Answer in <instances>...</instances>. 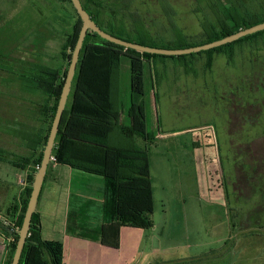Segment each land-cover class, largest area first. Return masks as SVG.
I'll return each mask as SVG.
<instances>
[{
    "label": "rangeland",
    "instance_id": "obj_1",
    "mask_svg": "<svg viewBox=\"0 0 264 264\" xmlns=\"http://www.w3.org/2000/svg\"><path fill=\"white\" fill-rule=\"evenodd\" d=\"M231 1L236 11L242 3L254 14L264 12V0ZM215 2L131 0L129 5L160 35L171 38L160 28L175 24L190 42H201L202 21L216 22ZM76 19L71 5L58 0H0V148L7 153L29 154L11 129L25 133L42 124L36 112L42 95L26 92L20 78L29 77L35 65L66 66L61 50ZM233 52L232 59L213 53L209 68L204 51L155 60L153 73L146 63L143 102L146 127L156 136L148 144L156 210L139 249L114 245L121 264H264V33L236 44ZM119 75L125 109L126 58ZM15 170L0 161V207L2 184L15 181ZM80 174L84 179L71 185L72 204L76 190L90 192L82 183L99 185L89 180L99 177ZM236 180L240 197L233 195ZM5 200L12 202V194ZM89 251L84 246L76 261L94 263L86 261Z\"/></svg>",
    "mask_w": 264,
    "mask_h": 264
},
{
    "label": "trees",
    "instance_id": "obj_2",
    "mask_svg": "<svg viewBox=\"0 0 264 264\" xmlns=\"http://www.w3.org/2000/svg\"><path fill=\"white\" fill-rule=\"evenodd\" d=\"M58 1L71 5L77 18L61 50V57L66 66L59 69L35 65V71L29 77L20 78L25 82L23 88L26 92L42 95L41 102L36 104V112L41 117L42 127L25 133H18L12 129L9 131L13 135H19L31 152L27 156L11 155L15 158L12 161L14 166L20 170L29 167L30 171L26 175L27 186L21 193L19 208H16L15 203L8 206L4 217L7 223L3 218L0 220V230L10 231V240L6 244L5 264L11 263L18 237L17 231L23 220L34 174L40 165L42 151L81 27V18L71 1ZM80 1L90 18L103 31L126 41L164 49H182L201 45L264 21V12L254 14L242 3L238 4L242 9L236 11V6L233 5L235 1L216 0L213 3L216 22L203 20L202 36L205 39L201 42H190L175 24L162 25L160 28L165 32H171V38L160 35L158 28L153 29L142 21L143 17L140 14L130 11L131 0ZM228 5L234 8L231 10ZM164 16L171 18L166 8ZM262 33L264 30L205 50L206 67L211 66L210 55L213 53L224 54L228 59H232L236 44ZM186 55L167 56L139 52L108 42L91 30L87 31L51 156L54 157L55 164L68 165L79 173L99 177L102 182V197L99 205L92 199H81L79 202L74 200V204L70 201L68 233L100 241L104 225L117 224L143 230L154 226L148 144H151L156 136L146 127L143 102L144 71L146 63L153 73L155 60L181 58ZM123 58H126L129 69V105L125 109L121 101L119 75ZM154 108L158 116L156 94ZM159 133H162L160 127ZM110 152L113 153L111 175L106 171L107 156ZM6 154L8 153L0 148V161L7 159ZM49 166L50 164L47 170ZM18 264H63L62 242L42 237L36 211L32 215Z\"/></svg>",
    "mask_w": 264,
    "mask_h": 264
},
{
    "label": "crops",
    "instance_id": "obj_3",
    "mask_svg": "<svg viewBox=\"0 0 264 264\" xmlns=\"http://www.w3.org/2000/svg\"><path fill=\"white\" fill-rule=\"evenodd\" d=\"M224 55V54H223ZM45 66V65H43ZM62 65L53 68L62 69ZM42 126L38 129H40ZM164 136V135H163ZM218 147V146H217ZM185 149V148H184ZM219 149V147H218ZM28 150V149H27ZM29 154H30V150ZM8 154L13 155V153L9 152ZM28 154V155H29ZM12 157V156H11ZM12 158L7 157L5 162L13 168H16L14 171L15 181H4L2 184L3 188V197L2 205L0 207V220L6 216V212L8 206L15 203L16 208H19L20 196L25 187L20 186V169L13 165ZM150 164V158H149ZM23 171L24 179L27 173L30 171V168L27 167ZM107 174L111 175L113 173V153L110 152L107 156V165H106ZM75 179H84V177L77 172L75 169H72L68 165L64 164H55L50 163V166L45 175L41 192L38 197L37 205L35 211L37 213V217L40 221L41 226V234L45 239H53L59 240L63 244V264H79L76 259L79 257V254L82 252V248L85 246L91 251L89 259L86 261L94 262L90 264H121V259L113 253V248H115L114 244L124 245L125 248L133 247V245L137 246V249L141 246L142 240V231L143 229L131 226H118L117 224L104 225L102 230V237L100 241L92 240L88 238L79 237L76 235H72L67 232V220H68V208L71 201L72 191L71 185L73 184ZM93 183H98V186H94L91 182L82 183L85 189H89L90 192L86 196L80 195L81 191L76 190L74 195V200L77 202L81 201V199L86 200H95L96 204L101 203V186L102 182L97 181V179H89ZM78 183L80 184L81 181ZM4 185V186H3ZM150 186L152 190L153 196V212L156 210L155 205V190L156 187L152 184V178L150 174ZM234 196L240 197L241 190L237 188V180L234 183ZM96 189V192L94 190ZM99 193L98 196H96ZM12 194V202L5 203V195ZM225 198L228 197L227 192H225ZM234 197V198H235ZM62 202L61 210H59V203ZM93 214V212H92ZM237 216V215H236ZM47 235V236H46ZM10 240V231L6 229V231L0 230V264H5L7 259V249L6 244ZM118 246V247H120ZM116 249V248H115ZM114 249V250H115ZM124 249V247H123ZM119 251H121L119 249ZM138 252V250H136ZM88 253V252H87ZM81 256V255H80Z\"/></svg>",
    "mask_w": 264,
    "mask_h": 264
},
{
    "label": "water",
    "instance_id": "obj_4",
    "mask_svg": "<svg viewBox=\"0 0 264 264\" xmlns=\"http://www.w3.org/2000/svg\"><path fill=\"white\" fill-rule=\"evenodd\" d=\"M70 1L74 9L76 10V12L81 18V27L79 29L77 40H76V43L72 51V55H71L68 67H67V71H66L65 78H64V83L62 85V89L59 95L55 114H54L50 129H49L46 143L42 151L40 165L34 174L33 182L31 185V192L28 198L27 206L24 211V216H23L21 226L17 231L18 237H17L14 253H13L10 264L19 263L21 252L25 244L26 236L28 234V231L31 225V218L35 211L38 197L40 195L42 184H43V181L46 175L47 167L52 162L51 160L52 148L54 145L55 137L59 129L61 117L65 109V105H66V102H67V99H68V96L71 90L72 80H73V77L76 71L77 61L79 59V53L82 48L83 41H84V38L88 30H91L97 33L101 38L105 39L108 42H111V43H114V44H117V45H120L126 48H130V49H133L139 52H145V53H150V54H160V55H167V56H180V55H185V54H191L193 52L209 50V49L216 48L218 46L236 41L237 39L245 35L264 30V21H263L253 26L241 29L221 39L211 41L208 43H204L201 45L192 46L188 48H182V49L155 48V47L145 46V45H141L138 43L126 41V40L120 39L118 37H115L103 31L90 18L89 14L83 8L80 0H70ZM3 221L7 223L4 218H3Z\"/></svg>",
    "mask_w": 264,
    "mask_h": 264
},
{
    "label": "built area",
    "instance_id": "obj_5",
    "mask_svg": "<svg viewBox=\"0 0 264 264\" xmlns=\"http://www.w3.org/2000/svg\"><path fill=\"white\" fill-rule=\"evenodd\" d=\"M51 160H52V163H53L54 162V157L53 156H51ZM20 183H21L22 187H26L27 186L26 177H25V179L21 180Z\"/></svg>",
    "mask_w": 264,
    "mask_h": 264
}]
</instances>
